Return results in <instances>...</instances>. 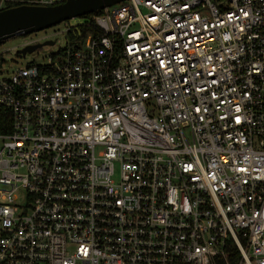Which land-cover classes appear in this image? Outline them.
Here are the masks:
<instances>
[{
    "label": "built area",
    "instance_id": "obj_1",
    "mask_svg": "<svg viewBox=\"0 0 264 264\" xmlns=\"http://www.w3.org/2000/svg\"><path fill=\"white\" fill-rule=\"evenodd\" d=\"M63 24L0 62V264H264V0Z\"/></svg>",
    "mask_w": 264,
    "mask_h": 264
},
{
    "label": "water",
    "instance_id": "obj_2",
    "mask_svg": "<svg viewBox=\"0 0 264 264\" xmlns=\"http://www.w3.org/2000/svg\"><path fill=\"white\" fill-rule=\"evenodd\" d=\"M127 0H67L54 7L23 5L0 12V46L5 42L29 37L66 22L99 15L104 9L119 5ZM55 42L26 46L17 51L18 56L31 55L44 47H52ZM3 63V58L0 59Z\"/></svg>",
    "mask_w": 264,
    "mask_h": 264
},
{
    "label": "rangeland",
    "instance_id": "obj_3",
    "mask_svg": "<svg viewBox=\"0 0 264 264\" xmlns=\"http://www.w3.org/2000/svg\"><path fill=\"white\" fill-rule=\"evenodd\" d=\"M65 24L53 27L38 34L31 35L29 37H19L5 42L0 46V59L3 58L6 61L4 66V73L13 72L18 69L25 68L28 64L33 61L37 63H43V58L50 55L51 53H56L58 50H62L66 46V39L64 36L55 35L57 31L64 30ZM56 42L54 47H44L37 51L35 55H27L25 57H20L17 55V51L24 48L25 45L31 43L32 41H37V44H43L47 41ZM80 41L84 42L83 38ZM2 73V72H0ZM116 182H119V169L117 168V175L115 177Z\"/></svg>",
    "mask_w": 264,
    "mask_h": 264
},
{
    "label": "trees",
    "instance_id": "obj_4",
    "mask_svg": "<svg viewBox=\"0 0 264 264\" xmlns=\"http://www.w3.org/2000/svg\"><path fill=\"white\" fill-rule=\"evenodd\" d=\"M25 1H35V0H25ZM21 5H22L21 3H9V4H7V6H8L7 9L15 8V7H18V6H21ZM93 16L94 15L91 14V15H87V16H85L83 18L91 20ZM233 253H235L233 255V260L236 261L238 259V255H236V251H234Z\"/></svg>",
    "mask_w": 264,
    "mask_h": 264
},
{
    "label": "snow or ice",
    "instance_id": "obj_5",
    "mask_svg": "<svg viewBox=\"0 0 264 264\" xmlns=\"http://www.w3.org/2000/svg\"><path fill=\"white\" fill-rule=\"evenodd\" d=\"M160 66H161V67H164V66H165V65H164V61H162V60L160 61ZM169 71H171L170 68H169ZM196 111H199V109H196Z\"/></svg>",
    "mask_w": 264,
    "mask_h": 264
}]
</instances>
